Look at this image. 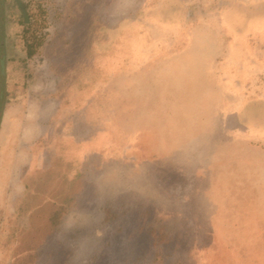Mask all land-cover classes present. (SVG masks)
<instances>
[{
	"label": "rangeland",
	"instance_id": "rangeland-1",
	"mask_svg": "<svg viewBox=\"0 0 264 264\" xmlns=\"http://www.w3.org/2000/svg\"><path fill=\"white\" fill-rule=\"evenodd\" d=\"M29 2V58L0 5V264H264V0ZM84 96L156 156L78 170Z\"/></svg>",
	"mask_w": 264,
	"mask_h": 264
},
{
	"label": "crops",
	"instance_id": "crops-1",
	"mask_svg": "<svg viewBox=\"0 0 264 264\" xmlns=\"http://www.w3.org/2000/svg\"><path fill=\"white\" fill-rule=\"evenodd\" d=\"M85 91L87 92V90ZM73 93L77 94L78 91ZM85 97L81 102L82 106L74 109V117L69 120L58 119L61 124V132L57 135V139L67 144L68 152L75 159L78 170L94 168L101 170L102 174H108L109 164L114 163L118 176L121 174L125 176L127 168H132L133 171L138 170L142 163V152L146 151V148L150 157L156 156L157 146L153 139L156 134L155 125L150 122L147 129L134 131L128 137L118 130L113 135L108 129V122L101 119L102 122L98 123L84 116H77V111L84 109L89 104V100H86ZM142 133L143 138L148 139V145H142V142L145 141L142 140Z\"/></svg>",
	"mask_w": 264,
	"mask_h": 264
},
{
	"label": "trees",
	"instance_id": "trees-1",
	"mask_svg": "<svg viewBox=\"0 0 264 264\" xmlns=\"http://www.w3.org/2000/svg\"><path fill=\"white\" fill-rule=\"evenodd\" d=\"M13 3L18 7L19 9V16H18V23L22 24L30 34L28 37H24V47H25V53H26V58L31 57L37 50V48L42 44L43 38H44V33L41 31L40 27L39 28H29V26H25L29 24L30 22V14L27 11V6L30 3L28 2H23L22 0H12ZM5 2V0H0V5L1 3ZM36 10L39 15L43 17L44 21V16H45V10L44 8L41 7L40 4L36 5ZM3 89L2 86L0 87V105L2 102V96H3Z\"/></svg>",
	"mask_w": 264,
	"mask_h": 264
}]
</instances>
